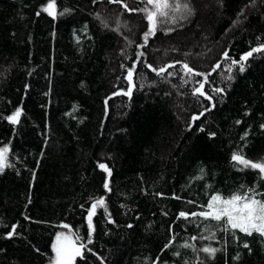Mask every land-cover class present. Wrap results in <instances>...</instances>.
I'll return each instance as SVG.
<instances>
[{"label": "trees", "instance_id": "trees-1", "mask_svg": "<svg viewBox=\"0 0 264 264\" xmlns=\"http://www.w3.org/2000/svg\"><path fill=\"white\" fill-rule=\"evenodd\" d=\"M47 3L0 0V148L10 149L0 171V264H53L64 233L92 250L73 264H264V236L178 217L206 210L216 194H264L259 171L231 160L234 152L264 160V52L243 73L233 66L231 80L225 71L264 44V0H168L179 5L174 22H157L143 47L148 21L129 9H151L146 0H125L127 8L55 0V19L42 11ZM136 60L131 97L113 95L129 88ZM146 63L175 66L157 76ZM184 63L211 72L204 91L215 107L194 125L210 105L191 94L203 76H186ZM17 107L20 123L10 124L4 117ZM101 197L107 211L97 205L88 244L87 210Z\"/></svg>", "mask_w": 264, "mask_h": 264}, {"label": "snow or ice", "instance_id": "snow-or-ice-1", "mask_svg": "<svg viewBox=\"0 0 264 264\" xmlns=\"http://www.w3.org/2000/svg\"><path fill=\"white\" fill-rule=\"evenodd\" d=\"M93 4L97 3L98 0H92ZM108 3H121L125 8H127V4L125 3V0H108ZM146 5H151V9L148 7L139 8V9H129V11H141L145 14L146 19L148 21V27L147 31L143 34V41L144 44L138 45V47H143L147 44L148 38L151 35H155L156 32V25L157 22L159 23H165L168 22L167 19L163 18H169L174 22V17L170 16V13L173 11H179V5H175L173 8H169L168 0H146ZM186 10L190 11L189 5L185 3L184 5ZM56 8L55 0H48V3L46 7L42 9V11L47 12L49 16H52L54 19L56 17V12L54 11ZM70 11L69 9H64L62 12H60V15L65 14L66 12ZM39 15V12L37 13ZM158 18L159 21H158ZM106 26V25H105ZM264 52V44H261L258 47H254L248 52L244 53L239 60L231 59L229 57V53L225 51L223 53L224 59H231L230 66L225 69L229 74L226 77V79L231 80L233 79L231 72L233 69V66L238 67V71L240 73H243L246 71V65L250 58L253 57L254 53H262ZM144 55L143 52L137 53V56L142 57ZM140 60H136L131 66H128L126 69L127 75L126 79L129 84V88L127 90L121 89V91L114 93L113 95H126L131 97L132 90L135 87V84L133 83V75L134 72H136V64L140 63ZM147 68L151 69L157 76H162V74L166 73L168 68H172L175 65L169 64L166 67H159L155 68L151 64L145 65ZM122 67H124L122 65ZM221 67L220 63H217L213 66V71L216 69H219ZM183 68L186 69V72L184 73L187 75H195L197 77L203 76L202 81H197L198 87L192 89V95L193 96H201L204 99L209 101V107L205 108L202 112L198 114L192 115L191 122L194 125L195 121L199 120L201 116H203L207 111H210L212 108L215 107L214 97L211 96L208 92L204 91L205 84L209 83L208 77L211 75V72L209 73H200L198 71H195L187 63L183 64ZM213 92L223 95L225 90L223 88H213ZM107 104V101H105ZM21 109L17 107L14 112L11 115H8L4 117L10 124H19L20 123V116H21ZM237 123H240V121H237ZM191 126V125H190ZM261 128H264V124L261 125ZM200 131H203V128L200 129ZM215 134L212 133L211 136H214ZM247 135V133L245 134ZM10 149L8 147L0 148V171H3L5 161L7 159V154L9 153ZM231 160L239 165H242L243 167L247 168L250 167L254 170H258L259 174L261 175V178L264 179V160H261L260 162H252L248 158H245L242 153L240 152H234L231 156ZM98 167L105 173H107L108 177H111L112 172L109 169V167L104 164L100 163ZM109 180H105L104 182V188L108 191H111L109 187ZM158 195H161L158 193ZM257 196H264L262 193L256 192L255 189H249L247 194L241 195V194H233L228 198H222L219 194L213 195L211 197L210 202L206 206H201L202 208H206L204 211L200 212H185L180 211L178 213L179 218H183L184 220H190V218L195 217H201L205 220H213L217 222L218 225H220L221 231H227L229 229L235 231L239 230L242 233H245L248 236H251L253 233H257L261 236H264V199H258ZM176 199H179V197H174ZM189 203H193L192 201H189ZM97 205L104 208V211H107L106 202L103 197L98 198L95 200V202L91 205L90 209L87 210V226H88V233H87V243H92V235L95 231V227L93 225V215L96 211ZM27 219V217H26ZM221 222H223L221 224ZM109 223H114V221L111 220L109 217ZM63 227L68 228V225H63ZM128 227H132V225H128ZM207 228L208 226L205 225ZM16 234V226L13 225L11 227V230L7 233V238H12L13 235ZM214 233L212 237H209V239L214 238ZM67 240L66 236H57V240L60 239ZM192 240H196L197 236H191ZM81 237L76 236L75 240H80ZM75 240L68 245L56 247L54 246V251L56 252V260L55 264H73V260L75 257L79 256L81 258L83 257L82 250L86 249V245L84 243H80L79 245H75ZM173 244V241L170 240L168 244L165 245V249L168 247H171ZM75 245V246H74ZM245 247H248L247 244L244 245ZM182 247L185 248H193L195 250L194 245H190L185 243L182 245ZM88 252H91V249H86ZM200 251H203L204 253H208L209 255L214 256V254L218 251V249L211 248V247H204L200 249ZM95 255V253H92ZM174 255H179L178 252L174 253ZM103 264V261H102ZM154 264H160V261L157 259V261H154Z\"/></svg>", "mask_w": 264, "mask_h": 264}, {"label": "rangeland", "instance_id": "rangeland-1", "mask_svg": "<svg viewBox=\"0 0 264 264\" xmlns=\"http://www.w3.org/2000/svg\"><path fill=\"white\" fill-rule=\"evenodd\" d=\"M59 236H62V237L66 236L67 240H64L63 238L60 240H57L56 247L65 246L73 242V237H71L68 233L60 234ZM53 264H55V262Z\"/></svg>", "mask_w": 264, "mask_h": 264}]
</instances>
